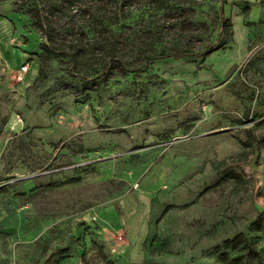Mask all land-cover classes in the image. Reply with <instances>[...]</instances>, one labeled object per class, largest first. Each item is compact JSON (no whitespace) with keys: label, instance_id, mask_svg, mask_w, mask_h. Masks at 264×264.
I'll list each match as a JSON object with an SVG mask.
<instances>
[{"label":"rangeland","instance_id":"374dc122","mask_svg":"<svg viewBox=\"0 0 264 264\" xmlns=\"http://www.w3.org/2000/svg\"><path fill=\"white\" fill-rule=\"evenodd\" d=\"M144 4H130L133 30L160 20ZM30 5L0 0V264H220L214 249L243 232L264 255L249 227L264 209V0L196 5L208 29L186 35L191 51L215 42L219 12L233 27L225 49L148 64L129 42L126 74L104 84L70 75L62 54L35 81L47 39ZM89 6L54 18L60 50L82 32L94 43ZM175 32L161 47L182 45ZM88 52L79 67L100 71ZM226 172L243 182L214 186Z\"/></svg>","mask_w":264,"mask_h":264},{"label":"trees","instance_id":"16d2710c","mask_svg":"<svg viewBox=\"0 0 264 264\" xmlns=\"http://www.w3.org/2000/svg\"><path fill=\"white\" fill-rule=\"evenodd\" d=\"M28 1L31 4L29 13L38 24L41 36L47 39L42 44L41 52L37 54L39 67L35 81L44 75V68L50 59L62 54L67 58V71L70 75L75 72L76 75H79L80 80L85 81L88 79L87 81L96 84H104L116 68H119L124 75L126 74L127 71L123 68L129 66V62L123 54V50L124 44L126 45L129 42L133 45L131 51L134 49L137 59L144 63L150 64L157 60L168 59L195 64L202 63L213 52L225 49L233 34L232 23L229 20L222 19V14L219 12L217 18L213 19V23L218 28L215 42L194 53L191 51L190 40L186 35L192 34L198 29H203L205 32L208 29L206 23L194 21L195 6L206 0H136L144 1L145 4L142 5L144 8L146 7L155 15H160V20L157 23L147 24L146 27L137 30H133L132 26L127 24L131 17L129 16V7L133 0H89L87 20L90 27L93 28L94 43H86L85 40L88 39V36L85 32H82L83 37L76 38L75 43L71 45V50L65 52V50L58 48L59 43L52 36L54 18L71 12L77 8L79 3H83V0ZM44 12L49 17L45 16ZM249 12V8H245L243 12V18L247 26H250L247 22ZM171 14L174 15V21L168 22L167 19L171 17ZM174 32L180 37L185 36L187 39H184L182 45L161 47L165 36ZM87 50L92 52L98 50L101 53L102 66L100 71L92 70V72H88L79 67L81 64L84 65L83 60L89 53ZM256 128H264V119L257 122ZM230 179L235 180L238 184L243 182L240 176L233 172H226L217 180L214 186H219ZM170 208L166 207L165 213ZM249 227L257 232H264V209H257V215L249 223ZM214 229L215 226L212 227L209 233H212ZM157 252L156 248H150L149 250L150 255ZM214 254L220 264H264V255L258 243L244 232L225 240L214 249ZM81 258L83 260L84 256Z\"/></svg>","mask_w":264,"mask_h":264},{"label":"built area","instance_id":"2783aa9c","mask_svg":"<svg viewBox=\"0 0 264 264\" xmlns=\"http://www.w3.org/2000/svg\"><path fill=\"white\" fill-rule=\"evenodd\" d=\"M27 72H28V66L27 65L21 66L18 70V80L21 81L23 75L26 74Z\"/></svg>","mask_w":264,"mask_h":264},{"label":"crops","instance_id":"0c3cea01","mask_svg":"<svg viewBox=\"0 0 264 264\" xmlns=\"http://www.w3.org/2000/svg\"><path fill=\"white\" fill-rule=\"evenodd\" d=\"M17 65H18V63H17L16 61H14V64H12L11 67H12V68H16ZM22 65H23V64H22ZM20 67H21V66H20ZM20 67H19V68H20ZM19 68H18V70H19ZM23 84H24V83L18 85V87H19L20 90H21V89H24V88H27V87H29V86H31L32 83L26 82L25 86H23Z\"/></svg>","mask_w":264,"mask_h":264}]
</instances>
